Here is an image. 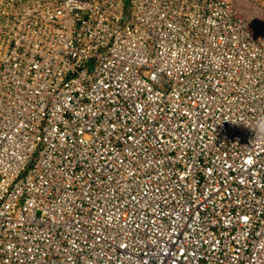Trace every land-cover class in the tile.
<instances>
[{
  "label": "built area",
  "instance_id": "1",
  "mask_svg": "<svg viewBox=\"0 0 264 264\" xmlns=\"http://www.w3.org/2000/svg\"><path fill=\"white\" fill-rule=\"evenodd\" d=\"M262 118L264 0H0V264H264Z\"/></svg>",
  "mask_w": 264,
  "mask_h": 264
},
{
  "label": "clouds",
  "instance_id": "2",
  "mask_svg": "<svg viewBox=\"0 0 264 264\" xmlns=\"http://www.w3.org/2000/svg\"><path fill=\"white\" fill-rule=\"evenodd\" d=\"M261 128L262 130H264V118H262V121H261Z\"/></svg>",
  "mask_w": 264,
  "mask_h": 264
},
{
  "label": "rangeland",
  "instance_id": "3",
  "mask_svg": "<svg viewBox=\"0 0 264 264\" xmlns=\"http://www.w3.org/2000/svg\"><path fill=\"white\" fill-rule=\"evenodd\" d=\"M261 27H259L258 29H260Z\"/></svg>",
  "mask_w": 264,
  "mask_h": 264
}]
</instances>
